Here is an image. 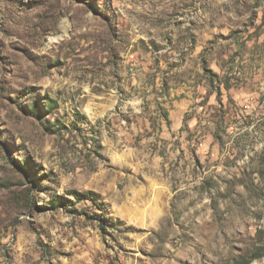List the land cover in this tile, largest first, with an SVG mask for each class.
Instances as JSON below:
<instances>
[{
	"label": "rangeland",
	"instance_id": "374dc122",
	"mask_svg": "<svg viewBox=\"0 0 264 264\" xmlns=\"http://www.w3.org/2000/svg\"><path fill=\"white\" fill-rule=\"evenodd\" d=\"M0 264H264V0H0Z\"/></svg>",
	"mask_w": 264,
	"mask_h": 264
}]
</instances>
